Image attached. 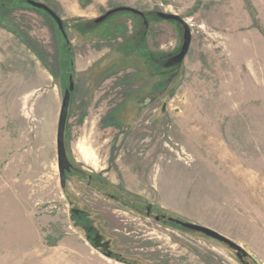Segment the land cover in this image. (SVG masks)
<instances>
[{
	"label": "rangeland",
	"instance_id": "1",
	"mask_svg": "<svg viewBox=\"0 0 264 264\" xmlns=\"http://www.w3.org/2000/svg\"><path fill=\"white\" fill-rule=\"evenodd\" d=\"M35 1L62 19L68 42L45 11L0 0V264H264V0ZM119 6L148 26L130 11L94 22ZM157 12L191 31L169 70L183 28ZM70 75L74 167L61 187L56 130ZM71 208L125 263L93 247ZM169 218L248 255L240 262Z\"/></svg>",
	"mask_w": 264,
	"mask_h": 264
},
{
	"label": "water",
	"instance_id": "2",
	"mask_svg": "<svg viewBox=\"0 0 264 264\" xmlns=\"http://www.w3.org/2000/svg\"><path fill=\"white\" fill-rule=\"evenodd\" d=\"M25 2L27 4H29L30 6H33L35 8H38V9L45 11L54 20V22L57 25L58 30L60 31L62 36L66 39V34L64 31L62 19L57 15V13L55 11H53L45 3H42L39 1L25 0ZM117 11H130L134 14L144 16L143 12H141L135 8H132L129 6H119V7L113 8V9L105 12L103 15L96 18L95 21H97V22L101 21L106 16L110 15L111 13L117 12ZM156 14L158 17H160L163 20H173V21L178 22L179 24H181V26L183 28V34H182L183 42H182L180 51L177 54H175L174 56L170 57L165 64V66L172 67L174 65L181 63L183 61L185 55L187 54L189 46H190V42H191V31H190L187 23L177 14L166 13V12H157ZM73 85H74L73 79H72V76L70 75L68 77V87L64 90L63 97L61 100V106H60V110H59L57 130H56L57 168H58L59 182H60L61 187L65 186V172L68 171L70 168V162L67 159L66 151H65V147H64V131H65V123H66V119H67V114H68L70 92L73 89ZM147 209H148V207H147ZM169 220H171V221L174 220L177 224H179L180 226H182L184 228H187L189 230H193L195 232H199L206 237L212 238L214 240H217L219 242L226 244L229 248H231L235 251V256L240 262H243L244 259L248 255L247 252L245 250H243L238 244H236L232 240L228 239L227 237L221 235L220 233L216 232L215 230L210 229L209 227L199 225L196 223L187 222V221L176 220L173 218H169ZM97 236H98V238L96 237L97 239L94 240L92 243L93 247L94 248H98V247L102 248L101 249L102 253L105 256L110 257L111 252L106 251L108 242L107 241H105L103 243L99 242V241H101L102 237H101V235H97ZM115 257L120 262L125 263V260L122 259L121 257H117V255ZM128 264H133V263H128ZM245 264H248V263H245Z\"/></svg>",
	"mask_w": 264,
	"mask_h": 264
},
{
	"label": "flooded vegetation",
	"instance_id": "3",
	"mask_svg": "<svg viewBox=\"0 0 264 264\" xmlns=\"http://www.w3.org/2000/svg\"><path fill=\"white\" fill-rule=\"evenodd\" d=\"M157 15V14H156ZM109 16V15H108ZM108 16H106L104 19H102L101 21H98V22H102L103 20H105ZM140 16V15H139ZM100 17V16H99ZM142 19H143V23H144V26L145 27H147L148 26V24H149V22L146 20V16H140ZM167 21V20H166ZM94 22H96L97 23V21H95L94 20ZM176 22V21H175ZM178 23V22H177ZM181 25V24H180ZM66 41L68 42V40H67V38H66ZM175 54H173V55H169V56H167L166 57V59L164 60V62L162 63L163 64V68L164 69H167V70H169V69H173V67H175V66H178V65H180L181 63H179V64H177V65H174V66H172V67H168V66H165V64H166V62H167V60L170 58V57H172V56H174ZM73 79V78H72ZM73 89H72V91L70 92V101L72 100V97H73V94H74V91H75V82H74V80H73ZM136 97H137V95H135ZM126 98H128V96H124V98L120 101V103L117 105V107L115 108V109H113L112 110V112H113V118L111 119V123H113V126H119V122L117 121L118 120V114L116 113V109H118L119 107H121V104L123 103V102H125V100H126ZM139 97H137V99H138ZM152 98V97H151ZM136 99V98H135ZM153 99V98H152ZM70 103V102H69ZM69 106V105H68ZM68 109H69V107H68ZM105 118V116L103 117V119ZM105 122V121H104ZM64 143H65V134H64ZM74 166L72 165V164H70V168H69V170L68 171H66L65 172V176L68 174V172L70 171V170H72V168H73ZM72 209V215H75L76 217H77V219H83V223H82V227H83V229H85V231H86V236L91 240V242L93 243V241L94 240H96L97 238H98V236L97 235H101L100 234V232L98 233V230H97V227L92 223V221L90 220V218H88V216H87V214H86V212L84 211V210H82V209H76V208H71ZM145 212H146V215L147 216H149L150 215V213H151V206L149 205V207H148V209H147V206L145 207ZM164 217H163V215H162V219H163ZM155 219H161V216H155ZM168 221H171V220H169L168 219ZM171 222H174V223H176L174 220L173 221H171ZM177 224V223H176ZM97 237V238H96ZM101 237H102V235H101ZM99 241V240H98ZM107 242H108V245H107V248H106V251H110L111 252V256H116L117 255V257H120V256H118V254L116 253V252H113V250H111L110 249V244H111V241H109V240H106ZM99 242H101V243H103V242H105V240H103V238L101 239V241H99ZM116 258V257H115Z\"/></svg>",
	"mask_w": 264,
	"mask_h": 264
},
{
	"label": "crops",
	"instance_id": "4",
	"mask_svg": "<svg viewBox=\"0 0 264 264\" xmlns=\"http://www.w3.org/2000/svg\"><path fill=\"white\" fill-rule=\"evenodd\" d=\"M71 0H67L66 2H70Z\"/></svg>",
	"mask_w": 264,
	"mask_h": 264
}]
</instances>
